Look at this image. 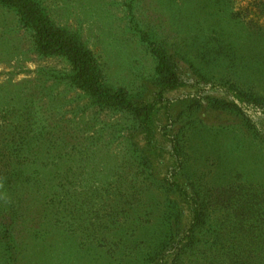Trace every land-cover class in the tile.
<instances>
[{"label": "rangeland", "instance_id": "obj_1", "mask_svg": "<svg viewBox=\"0 0 264 264\" xmlns=\"http://www.w3.org/2000/svg\"><path fill=\"white\" fill-rule=\"evenodd\" d=\"M33 1L91 51L109 87L154 109L137 119L89 107L59 82L68 63L40 56L31 29L0 4V129L14 116L27 131L29 115L68 135L46 134L16 185L0 180V264H230L238 247L256 250L244 264H264V115L212 88L264 98V15L249 0ZM145 41L167 51L181 82L161 103ZM173 167L184 195L166 183ZM194 199L206 202L213 232L183 248ZM245 202L255 205L242 213Z\"/></svg>", "mask_w": 264, "mask_h": 264}, {"label": "trees", "instance_id": "obj_2", "mask_svg": "<svg viewBox=\"0 0 264 264\" xmlns=\"http://www.w3.org/2000/svg\"><path fill=\"white\" fill-rule=\"evenodd\" d=\"M252 7L260 15H264V0H249ZM0 4L9 7L19 17L21 22L33 33V42L36 52L40 56H53L59 57L65 60L71 73L68 76H62L59 82L67 81V84L74 89L80 91V93L89 100V107L105 108L110 110H124L129 111L135 118L143 119L154 109V105H138L130 100L127 94L122 90H113L105 82L102 76V72L98 66L96 59L91 51L86 49L76 37L69 35L65 30L58 28L54 25L49 16L41 8V6L33 0H0ZM145 33V32H144ZM144 33L141 38H144ZM145 40V39H143ZM146 42V41H145ZM147 43V42H146ZM152 47V55L156 60V76L162 86V91L158 94L159 103L163 102L161 99L162 93L165 90L173 89L180 86L177 74L174 69V65L170 62L169 55L166 54V50L162 47L156 46L154 43H147ZM62 80V81H60ZM212 88H217L225 92L230 97L243 102L246 100L253 103V108L259 110L264 115V98H256L245 96L234 88L226 85H213ZM165 109L168 114L170 104L165 103ZM16 107V106H15ZM3 109L0 107V113ZM3 113V112H2ZM11 115L16 114V109L9 110ZM8 113V114H9ZM25 120L29 129L24 130L18 125V118L12 116L14 123L12 122V128L7 129L1 127L0 129V180H5L7 184L14 186L20 179V176L25 175V170L29 169L34 163L35 157L42 151V143L46 134L48 136H55L57 141H65L67 133L58 127L56 123H53V131L48 132L50 128V121L45 120L43 125L35 126V123L31 121L29 115ZM33 127V128H32ZM174 155L178 158V149L175 145L172 147ZM179 162L177 165L179 166ZM177 170L175 167L170 172V178L166 183L168 187L180 194H185L181 186L171 178H175ZM25 184L29 183V178L25 177ZM264 196V192H261ZM205 202V201H203ZM203 202H199L196 199L193 200V212L192 218L187 225V228L183 232L180 242L177 245L184 244L183 248L192 247L199 242L207 243L206 237L213 232L212 224L209 223L208 207H205ZM206 203V202H205ZM246 209L241 211L245 213L247 210H251V205H255L249 202H245ZM239 209V208H238ZM241 212L236 214L240 217ZM264 224L258 231V237L263 238L262 246L264 252ZM257 236L254 235V240ZM5 242V246L11 255L14 254V246L10 240L8 231L2 237ZM166 239L169 242L175 241V235L172 228L168 230ZM237 252L230 256V264H244L243 255L249 251V255H254L256 250H241V247L236 248ZM254 257V256H253Z\"/></svg>", "mask_w": 264, "mask_h": 264}]
</instances>
